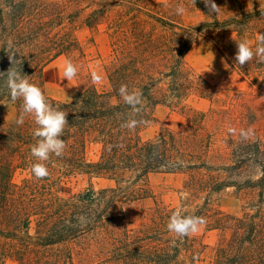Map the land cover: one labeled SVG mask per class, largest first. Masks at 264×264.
<instances>
[{
  "label": "trees",
  "instance_id": "16d2710c",
  "mask_svg": "<svg viewBox=\"0 0 264 264\" xmlns=\"http://www.w3.org/2000/svg\"><path fill=\"white\" fill-rule=\"evenodd\" d=\"M65 1L0 2V73L12 67L8 52H15L22 64L14 66L43 90L44 68L54 59L73 51L85 59L81 43L71 32H66V27L73 26L89 6L67 14ZM90 1L98 8L86 19L89 27H95L98 16H109L117 6L129 9L137 6L138 13L145 14L139 4L142 0ZM196 5L206 20L191 29L148 12L147 19L131 20L129 24V18L120 15L112 28L122 26L124 35L113 50L108 68L110 89L100 91L92 83L79 89L70 101L47 97L53 106L68 113V126L62 137L66 148L62 157L53 155L46 162L50 175L57 170L80 171L109 178L115 182V188L99 194L91 191L89 195H79L75 201L47 202L13 195V173L18 168L30 169L36 162L30 151L36 142L33 136L36 125L30 116L23 125L0 118V253L3 257H13L20 264H198L212 249L211 264H264V133L240 138L241 143L231 135L228 153L214 155L216 162L211 161L214 142L197 135L209 119L206 114L196 113L186 131L162 128L155 139L144 140L141 136L155 122L157 107L184 109L186 100L194 94L216 98L211 83L185 67L184 56L193 43L191 30L215 32L218 36L230 34L226 38L221 35L222 53L236 72L258 84V95L264 97V81L259 78L261 73H257L264 71V63L253 59L240 66L235 61V41L247 39L254 48L256 34L264 32L260 9L256 12L243 9L242 18L234 15L223 19L219 14L211 15L202 0H196ZM150 27L154 32H149ZM122 84L130 91L142 93L138 114L119 96ZM3 100L12 102L6 77L0 75V101ZM13 103L19 115L22 100ZM130 118L147 123L130 131L121 126ZM89 144L101 146L97 162L86 158ZM254 163L260 174L241 181L244 170ZM192 171L206 177L205 189H191L192 195L245 188L256 190L259 201L245 205L239 214L223 211L209 198L194 211L182 206L179 210L183 214L204 217L207 231L219 234L213 247L193 235L178 238L167 230L169 218L178 208L157 204L144 215L145 224L136 229L128 227L123 212L116 209L118 199L133 202L150 197L147 185L152 174Z\"/></svg>",
  "mask_w": 264,
  "mask_h": 264
},
{
  "label": "rangeland",
  "instance_id": "374dc122",
  "mask_svg": "<svg viewBox=\"0 0 264 264\" xmlns=\"http://www.w3.org/2000/svg\"><path fill=\"white\" fill-rule=\"evenodd\" d=\"M4 1L0 0V2ZM47 1L63 2V0ZM215 3L221 7L219 15L223 19L234 17V15H239L242 18L243 9L256 12L260 9V5L264 6V0H221V2L215 0ZM65 4L67 14L75 13L77 10L80 12L86 6L89 8H85L80 13L73 26L68 25L66 27V32H71L81 43L85 59L80 56L78 51H73L71 54L54 59L44 68V94L46 97L63 102L70 101L79 89L91 85L93 72L101 77L95 86L100 91L110 89L108 68L113 60V50L119 41L123 40L124 35L122 26L112 28L113 23L120 18V15H124V19L129 18L127 22L129 24L131 20L147 19L146 13L148 12L154 16L164 17L186 29L196 27L206 20V15L196 4H193L192 0H142V2L139 1V4L144 8L145 14L138 13L137 6L131 9L127 6H117L114 7V12L110 13L109 16H98V19L94 20L95 27H89L86 25V19L98 8L95 3L90 0L79 3L75 0H66ZM178 4H183L187 8L183 15L175 13V7ZM203 5L205 6L204 3ZM210 14L212 15L214 12ZM148 30L154 32L152 27ZM112 32L113 34H111ZM190 33L193 43L184 56L185 67L194 74L207 79L211 83V91L215 92L216 98H201L194 94L186 100L184 109L157 107L155 109V122L151 123L141 136L144 140L155 139L161 133L162 128L186 131L191 125V118L196 113L206 114L209 119L206 120L205 126L198 129L197 135L214 142L211 161L216 162L214 155L228 153L231 135H235L237 141L241 143L240 138H242L241 140L245 138L240 135L241 130L251 129V135L254 137H257L260 132L264 133V97L258 95V84L255 85L252 83V79L236 72L222 53L219 47L221 46V35L226 38L231 36L230 34L218 36L215 32L198 33L193 30ZM168 37L171 38L172 35L168 34ZM65 60H71L78 69L76 78L70 82L62 79ZM257 73H261L259 78L264 81V71L257 70ZM214 109L215 111H213ZM17 117V108L13 102L0 101V118L12 123ZM252 125L254 126L252 127ZM229 128L235 129V133H230ZM100 150V145L89 144L86 151L87 160L97 162L101 154ZM221 160L224 161V158ZM257 167L255 163L250 164L244 170L241 181L244 182L248 177L259 175L260 172ZM195 173L197 172L152 174L147 185L151 194L150 197L133 202L125 201L124 198L118 199V208L116 209L123 212L128 227L136 229L146 223L144 215L149 208L155 207L157 204L178 209L184 206L185 210L194 211L209 198L215 206H219L223 211L239 214L242 213L245 205L259 201L260 197L256 190L245 188L241 190L227 188L214 195L207 193L192 195L191 189L198 191L205 189L206 177H201ZM12 183L14 185L13 195H27L33 200L47 202L75 201L79 195H89L92 193L91 191L99 194L101 191H107L116 186L115 182L109 178L95 177L80 171L64 173L57 170L52 171L48 178L36 179L29 168H18L13 173ZM193 236L211 247L216 244L219 238L216 231H207L206 224ZM82 244L86 243L83 242ZM211 256L212 249H209L203 261L198 264H211ZM0 264L20 263L15 258L3 257L0 253Z\"/></svg>",
  "mask_w": 264,
  "mask_h": 264
},
{
  "label": "clouds",
  "instance_id": "9594fccd",
  "mask_svg": "<svg viewBox=\"0 0 264 264\" xmlns=\"http://www.w3.org/2000/svg\"><path fill=\"white\" fill-rule=\"evenodd\" d=\"M196 4V0H192ZM205 6L209 9V13L220 12L215 0H203ZM187 8L183 4H178L175 7L177 15H183ZM261 15L264 16V6L260 5ZM256 44L253 46L247 39L235 41L237 51L235 53V61L238 65L243 66L255 59L258 63H264V32L256 34ZM9 60L12 65L7 72L0 73L6 77L9 96L12 102L22 100L20 112L15 120L17 125H23L25 118L30 116L33 118L36 125L33 136L36 142L31 146V155L35 158V163L30 165L32 175L36 179L47 178L50 173L47 163L54 155L62 157L66 148L65 140L62 138L64 130L68 126V113L58 107L53 106L44 94L43 90L36 84L31 83L27 75H23L20 68L17 69L14 65L22 64L21 59L16 58L15 52H8ZM78 74L77 66L71 60H65L62 79L68 82L76 78ZM92 82L98 83L101 77L93 72L91 74ZM119 96L123 102L133 109V112L138 114L142 105V93L138 90H129L128 86L122 84L118 90ZM146 121L130 118L121 126L130 131H134L140 124H145ZM235 129L229 128L230 133H235ZM252 134V130H241L240 135L247 138ZM187 195L186 193L184 194ZM206 223L204 217L194 214H183L182 210L174 211L167 223V230L174 233L176 237L183 238L197 233L200 228Z\"/></svg>",
  "mask_w": 264,
  "mask_h": 264
}]
</instances>
